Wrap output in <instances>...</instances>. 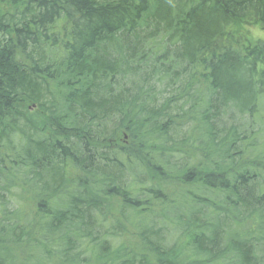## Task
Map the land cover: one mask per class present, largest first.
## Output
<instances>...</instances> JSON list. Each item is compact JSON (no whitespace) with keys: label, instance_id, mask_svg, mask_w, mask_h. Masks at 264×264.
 I'll use <instances>...</instances> for the list:
<instances>
[{"label":"trees","instance_id":"1","mask_svg":"<svg viewBox=\"0 0 264 264\" xmlns=\"http://www.w3.org/2000/svg\"><path fill=\"white\" fill-rule=\"evenodd\" d=\"M18 251L264 264V0H0V253Z\"/></svg>","mask_w":264,"mask_h":264},{"label":"rangeland","instance_id":"2","mask_svg":"<svg viewBox=\"0 0 264 264\" xmlns=\"http://www.w3.org/2000/svg\"><path fill=\"white\" fill-rule=\"evenodd\" d=\"M254 37H260L262 33L260 31H252ZM28 256H31L28 251H18L12 254V258L4 253H0V264H32V262H25ZM33 261V259H30Z\"/></svg>","mask_w":264,"mask_h":264}]
</instances>
